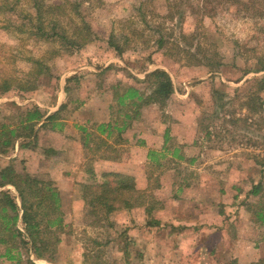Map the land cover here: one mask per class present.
<instances>
[{"label":"rangeland","instance_id":"1","mask_svg":"<svg viewBox=\"0 0 264 264\" xmlns=\"http://www.w3.org/2000/svg\"><path fill=\"white\" fill-rule=\"evenodd\" d=\"M45 1L51 4L58 0ZM167 3L86 0L81 11L96 38L79 55L52 56L57 44L36 41L20 30L35 25L29 23V16L36 15L31 0H0V80H26L35 67L31 57L43 58L52 65V73H61L60 81L42 77L37 90L22 92L24 98L17 92L0 95V124L17 123L19 107L27 104H39L51 113L69 102L62 112L63 129L42 131L37 146L28 150L16 145L9 154L0 152L1 165L13 163L18 171L51 179L59 188L66 227L58 264H83L84 252L97 250L104 252L109 264H126V260L130 264H193L199 256L211 264H248L251 259L257 262L264 258V225L255 220L256 211L264 207V104L260 114H251L244 105L251 93H264L261 82L249 81L263 76L264 70L246 72L256 57H264V19L229 3L216 5L210 15H194L183 6L171 19L166 18ZM112 33L127 46L122 59L109 44ZM161 35L168 42L156 50ZM188 49L193 55L186 52ZM208 52H219L211 61L220 65L211 68L205 62ZM149 53L154 54L153 62L145 58ZM158 68L169 72L175 87L173 97L166 104L144 105L129 128L135 126L136 135L128 130L123 136L125 140L132 136L137 142L149 138L151 148L160 152L168 148L166 157L158 165L145 146L134 155L136 164L126 163L123 172L112 170L105 158L94 157L83 146L79 126L97 133L102 121L116 118L110 107L117 103L111 87L134 85L149 93L151 87L145 78ZM79 71L86 74L80 83H72L68 96L66 79ZM89 119L93 122L88 123ZM166 127L171 136L167 143ZM113 137L110 142H114ZM124 144L122 155L127 157ZM49 145L60 148L59 155L48 159L43 149ZM105 151L104 146L96 155ZM88 168L98 169V180L108 171L134 172L136 185L147 190L146 203L156 205L154 216L163 223L175 216L177 225L186 227L148 229L151 217L143 207L120 209L109 221L91 225L81 186L95 179ZM257 183L262 184V191L248 199L251 207L238 209L239 201ZM180 186L183 190L177 192ZM4 189L17 196L14 186ZM122 238L129 243L126 249ZM31 258L37 264H52L34 255ZM0 262L14 264L6 258Z\"/></svg>","mask_w":264,"mask_h":264},{"label":"trees","instance_id":"2","mask_svg":"<svg viewBox=\"0 0 264 264\" xmlns=\"http://www.w3.org/2000/svg\"><path fill=\"white\" fill-rule=\"evenodd\" d=\"M31 2L36 10V15L29 16V23H35V25L20 30L27 32L29 37L36 41L57 44V47L52 51V56H63L64 53L73 54V52L79 55L83 53L82 50L92 38H96L81 11L86 0H58L51 4L45 0H31ZM167 2L169 8L166 18L170 17L171 19H174L175 13L180 12L179 9L183 6H188L187 8L191 9V14L195 15L202 12V15H210L212 11L216 10V5L228 3L237 7L240 6L241 10L247 14L264 19V0H198L197 3L192 0H167ZM195 7L199 10L197 11ZM9 10L13 11L14 9L11 7ZM74 12L77 13L76 17ZM184 14L182 13L181 17L183 19L185 18ZM78 18L79 20H77ZM135 33L138 34V32ZM108 41L117 52L116 56L122 59L125 56L127 46L114 33L111 34ZM167 42L165 35H161L156 40V50L164 48ZM186 52L193 55L190 49ZM218 54L219 52L204 54L205 62L211 68L216 64L220 65L219 62L212 63L211 61ZM153 56V53H149L145 58L148 62H153ZM30 60L35 67L29 72V77L26 80L3 78L0 80V95L17 92L24 98L22 92L37 90L40 87L39 82L42 77L51 81H60L61 73H52V65L46 63L43 58L31 57ZM253 63L254 65L246 72L264 70V57H256ZM82 72L79 71L67 77L64 90L68 96L73 90L72 83H80L83 75L86 74ZM252 80L253 82H261L260 89H264V75L255 76L249 81L252 82ZM145 81L150 84L149 93L134 85L122 88L116 84L111 87L117 103L110 107L113 118H116L100 123L96 129L97 133L85 126H79L82 132V144L91 151L94 157L121 161L125 151L121 145L126 141L123 134L139 118L140 109L151 103L166 104L173 97L175 87L167 70L155 69L147 75ZM57 87L59 88L58 84ZM263 104L264 93L262 92L251 93L244 103L251 114H260L263 110ZM68 106L69 102L65 101L60 104L57 111L51 113L35 103L19 107L20 113L17 123L0 124V152L9 154L15 151L16 145L22 151L28 150L37 146V139L42 131L57 132L59 129H63L62 112ZM112 137L114 142L109 141ZM170 138V128H167L165 142L167 143ZM104 146L107 149L106 153L96 155L99 150L104 149ZM43 150L48 159L59 155L61 151L60 148L52 145L44 147ZM167 150V147L162 152L151 150L149 155L156 159L158 165H161L159 160L166 157ZM179 157L184 158L183 155H179ZM21 161L25 162V159L21 157ZM88 171L92 176H95V179L84 182L81 186L83 188L82 198L91 218V225L99 226L109 221L110 216L120 209L127 208V210L132 211L136 207H143L144 212L152 216V219L146 224L147 228L156 225L171 226L173 229L181 230L186 227V225H174L171 221L162 225L160 219L154 217L156 205L146 203L147 195L145 192L147 190L137 188L135 176L108 171L103 173L101 179L98 180V172L95 168H88ZM8 185L15 187L17 196H14L8 189H4ZM181 190H183V186H180L177 192ZM261 191L262 184L257 183L246 193L245 198L239 201L237 208L246 205L250 208L248 199L259 195ZM134 193H137V196L134 197L132 195ZM175 197L181 198L178 195ZM65 220L61 192L53 180L41 178L28 171L20 172L13 163L0 164V259L6 258L7 261L14 264H37L31 258V255H34L36 259H45L52 264H58L59 246L63 240L61 234L64 233L66 227ZM255 220L264 225V207L256 211ZM125 229L129 230L127 227ZM122 240L126 249L129 243L125 238ZM83 257V264H109L102 250H97L95 253L92 251L84 252ZM126 264H130V262L126 260ZM251 264H264V258Z\"/></svg>","mask_w":264,"mask_h":264},{"label":"crops","instance_id":"3","mask_svg":"<svg viewBox=\"0 0 264 264\" xmlns=\"http://www.w3.org/2000/svg\"><path fill=\"white\" fill-rule=\"evenodd\" d=\"M108 114H109V110H108ZM108 121H110V119L109 118H107V119H105L104 121H102L103 123L104 122H108ZM89 122H93V120H91V119H89L88 120V123ZM135 127V126H134ZM132 128V129H130L129 130V132H131L130 134L131 135H133V136H135L136 135V133H134V131H135V128ZM167 128V127H166ZM165 128V129H166ZM167 130V129H166ZM130 137H132V136H127L126 137V143L124 144V145H126V152L125 153H127L126 155H128L127 157L126 156H124L123 155V159L121 160V161H113V160H107V159H104V161L105 162H108L109 163V165L112 167L111 169L112 170H118V171H120V172H123V168L125 167V164L126 163H128V164H131V163H133V164H136V161H135V158H134V155H136V152L137 151H140L141 150V148L142 147H145V146H147V149L149 150V153L151 152V150H153L154 148H151V145L150 144H152V142H149L150 140H149V138H147V140H145V139H141L139 142H137V141H133ZM165 142V141H164ZM144 145V146H143ZM155 151H157V152H160L159 150H157V149H154ZM99 161H102V160H99ZM97 170V172H98V169H96ZM129 170H133V169H129ZM124 173H126V174H132V175H134L135 173L133 172L132 173V171H130V172H124ZM135 176V175H134ZM136 177V176H135ZM139 186L140 185H137V188H139ZM174 216V215H173ZM151 218L150 219H152V216H150ZM154 217H156V216H154ZM174 219H172V218H170V219H167L166 221H164V222H169V221H171V222H173L174 223V225H177V223H176V218H175V216L173 217ZM161 221V220H160ZM162 222V221H161ZM162 225H164V223L162 222ZM157 227H158V229L160 230V229H163L164 227H169V226H150L148 229H157ZM146 230L147 232L148 231H150V230ZM171 229H173L172 227H171ZM203 257L202 256H199V260L196 262H192L193 264H211V260H209V259H205V261H203V260H201ZM238 259V258H237ZM257 259H251V260H249L248 261V264H251L252 262H254V261H256ZM220 262H222V261H219L218 263H220ZM238 262L240 263V259L238 260ZM247 262V261H246ZM238 264V263H237ZM243 264H244V262H243Z\"/></svg>","mask_w":264,"mask_h":264}]
</instances>
